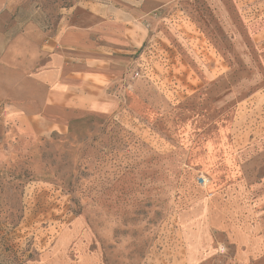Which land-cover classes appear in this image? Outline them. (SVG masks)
<instances>
[{"label":"rangeland","instance_id":"1","mask_svg":"<svg viewBox=\"0 0 264 264\" xmlns=\"http://www.w3.org/2000/svg\"><path fill=\"white\" fill-rule=\"evenodd\" d=\"M128 20L112 113L34 134L0 102V264H264V0Z\"/></svg>","mask_w":264,"mask_h":264},{"label":"crops","instance_id":"2","mask_svg":"<svg viewBox=\"0 0 264 264\" xmlns=\"http://www.w3.org/2000/svg\"><path fill=\"white\" fill-rule=\"evenodd\" d=\"M136 3L0 0V102L16 127L65 131L82 112L112 113L122 105L129 54L146 36L142 21L129 27V13L144 14L163 0ZM251 251L238 250V264Z\"/></svg>","mask_w":264,"mask_h":264},{"label":"built area","instance_id":"3","mask_svg":"<svg viewBox=\"0 0 264 264\" xmlns=\"http://www.w3.org/2000/svg\"><path fill=\"white\" fill-rule=\"evenodd\" d=\"M201 178H202V180H201L200 184L204 186L207 183V180L202 175H201Z\"/></svg>","mask_w":264,"mask_h":264},{"label":"trees","instance_id":"4","mask_svg":"<svg viewBox=\"0 0 264 264\" xmlns=\"http://www.w3.org/2000/svg\"><path fill=\"white\" fill-rule=\"evenodd\" d=\"M70 124V121H69V123H68V125Z\"/></svg>","mask_w":264,"mask_h":264}]
</instances>
